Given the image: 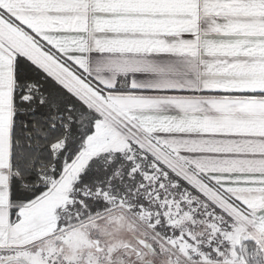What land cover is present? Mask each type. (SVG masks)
Segmentation results:
<instances>
[{"label":"snow or ice","instance_id":"6c2138e0","mask_svg":"<svg viewBox=\"0 0 264 264\" xmlns=\"http://www.w3.org/2000/svg\"><path fill=\"white\" fill-rule=\"evenodd\" d=\"M0 264H264V0H0Z\"/></svg>","mask_w":264,"mask_h":264}]
</instances>
